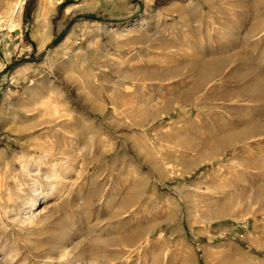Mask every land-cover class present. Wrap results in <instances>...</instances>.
<instances>
[{"label": "rangeland", "instance_id": "obj_1", "mask_svg": "<svg viewBox=\"0 0 264 264\" xmlns=\"http://www.w3.org/2000/svg\"><path fill=\"white\" fill-rule=\"evenodd\" d=\"M17 1L0 0V264H264V134L213 161L200 146L264 122V0H25L16 22ZM208 58L226 62L203 82Z\"/></svg>", "mask_w": 264, "mask_h": 264}, {"label": "bare ground", "instance_id": "obj_2", "mask_svg": "<svg viewBox=\"0 0 264 264\" xmlns=\"http://www.w3.org/2000/svg\"><path fill=\"white\" fill-rule=\"evenodd\" d=\"M24 2H25V0H18L12 7H10V11H9V14L10 15L9 16H11V18L13 19V21H16L17 22L20 19L21 15H22V11H23ZM225 62L226 61H225L224 58H217V59H213V60L212 59H209V58L208 59H204V60L201 59L197 63H194L191 68H195L196 70H200V72H201V80L203 82H205V81H207L209 79H212V78L218 76V74L220 73L221 68H223V65L225 64ZM197 83H200V82H197ZM253 91H255V89ZM253 91H251V92H253ZM259 91L257 90V92H259ZM249 93H250V91H249ZM255 93L256 92H254V94ZM259 93H261V91ZM250 95L252 96V94H250ZM191 96H192V94H191ZM197 108L199 109V112H200L201 109L198 106H197ZM167 109H168V107H167ZM166 112H167V114H169V113L172 112V110L166 111ZM189 117H190V115H189ZM155 118H157V116L156 117H152V120H154ZM187 121L189 123V125H187V126H189V127L186 126L185 127L186 129H182V128H175L174 129V127H176V125L173 126L174 131L177 130V132H181V133H178V134L176 132L177 136H176V134H174V133H172L170 131L171 130L170 129L171 127L169 128V132H171V133L166 134L168 130L165 131L166 133L164 134V136L166 137V139H167L168 142H170V140H171V139H169L170 137L171 138L173 137L172 139H174L176 142L177 141L180 142L182 136H184V135L187 136L188 133L193 134V128H192L193 124L191 123V120L189 118L187 119ZM180 129H182V130H180ZM157 131L158 130H156V132ZM158 134H161V133H158ZM247 134H250V135H253V134H264V122L263 123H260V124L255 123V124L251 125L248 130H245L243 132H228V133H225V135L223 137H218L217 134H210V136H208V137H206L207 136L206 135L205 136L206 138H203L202 139V142H201L200 146L206 147V149L216 150L215 153H217V154L214 153L215 155L212 154V155H209V156L206 157V159H209L210 158L212 160L213 158H216V156L219 157L220 156V152H223L226 149H231V148L235 147L237 145V142H239L240 139L243 138L244 136H246ZM247 137H249V136H247ZM162 138H163V136H162ZM145 139H146V141L145 140L143 141V142H145V144L144 143L142 144V145H144V149L145 150H150V151H151V148L154 149V146L156 145V143L153 142V141H151V139L149 138L148 135H146V138ZM174 140H172V141H174ZM170 143H173V142H170ZM136 149L138 150V146L136 147ZM136 149H135V151H136ZM141 153H143V152H141ZM144 153H143V155H144ZM140 154H137V155L138 156H141ZM147 154H149V153H147ZM147 154L144 155L143 158H145V156L147 157ZM210 154H211V152H210ZM151 158H152V156H151ZM183 197L184 198H187L186 195H184ZM254 197L257 200H260V199H263L264 198V185L263 184L257 189ZM135 235H138V234H135Z\"/></svg>", "mask_w": 264, "mask_h": 264}, {"label": "crops", "instance_id": "obj_3", "mask_svg": "<svg viewBox=\"0 0 264 264\" xmlns=\"http://www.w3.org/2000/svg\"><path fill=\"white\" fill-rule=\"evenodd\" d=\"M53 0H44L43 6L46 3V10H43L46 13V16H51L53 9L49 10L50 2ZM65 1H68L79 8H82L81 13H92V12H106L109 14H114L119 11H124L128 13V0H58L55 6L60 7ZM107 8V9H105ZM85 19V18H83ZM59 32H61V27ZM61 41V40H60ZM34 64H39L34 62Z\"/></svg>", "mask_w": 264, "mask_h": 264}]
</instances>
